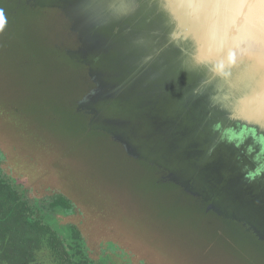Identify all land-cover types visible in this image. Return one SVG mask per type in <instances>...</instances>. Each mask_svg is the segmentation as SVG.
Returning <instances> with one entry per match:
<instances>
[{
    "label": "water",
    "instance_id": "95a60500",
    "mask_svg": "<svg viewBox=\"0 0 264 264\" xmlns=\"http://www.w3.org/2000/svg\"><path fill=\"white\" fill-rule=\"evenodd\" d=\"M0 62L38 99H2L0 149L74 202L88 242L165 264L134 244L147 214L202 264H264V0H0ZM170 245L166 264H195Z\"/></svg>",
    "mask_w": 264,
    "mask_h": 264
},
{
    "label": "flooded vegetation",
    "instance_id": "af4514ba",
    "mask_svg": "<svg viewBox=\"0 0 264 264\" xmlns=\"http://www.w3.org/2000/svg\"><path fill=\"white\" fill-rule=\"evenodd\" d=\"M4 161L7 159L0 149V185L9 186V190L13 191L15 196L9 199L4 193H0V201L4 203L0 208V217L5 214L6 217H11L14 212L11 208L15 204L26 205L28 211H24V215L26 218L29 217L32 228L37 227L46 232L41 237L47 241L36 247L31 243L26 246L32 256L27 255L23 264H145L112 242L95 243L91 241V248L84 245V241L81 239L83 232L77 223L72 221L76 214H80L74 202L61 191L45 186H41L38 193L33 194V189H28L30 183L23 176L13 172L14 169L11 166L5 169L2 167ZM5 220L8 221L6 218ZM30 232L32 233V229ZM67 238L71 239L73 244H80L76 253L78 257L65 251L67 250L65 242ZM5 240L0 239V264H13L10 253L5 251V246L8 245L9 240L10 244L15 245V248L19 244L9 239L7 235L6 244L2 249Z\"/></svg>",
    "mask_w": 264,
    "mask_h": 264
},
{
    "label": "rangeland",
    "instance_id": "374dc122",
    "mask_svg": "<svg viewBox=\"0 0 264 264\" xmlns=\"http://www.w3.org/2000/svg\"><path fill=\"white\" fill-rule=\"evenodd\" d=\"M0 64H1V62H0ZM1 67L2 66L0 65V68ZM39 72L40 71H38V73ZM20 78L21 77H18V80H16V85H17V87L19 89L22 88L21 87V83L19 82ZM6 79L7 78H5L4 83L0 79V97H2V98H0V108L3 107V101H2V99L3 100H6L4 98H7V97H10V100L11 101L15 102L16 104H19L20 107L23 108V109H27L28 108L27 105L29 103H27V102L38 101V99L36 98V96H31V95H27V94H23V93H21V94H13V93H19L21 91L19 89L14 88L13 85H10L9 86L8 85V82L6 81ZM21 90H23V89H21ZM56 94H57V92L54 91L53 88H51V90L49 91V95L51 96V100H55L54 98L56 97ZM38 117L40 118V122L41 123H43V124H47L48 123L45 116L38 114ZM28 126L32 130V128H33L32 127V124H29ZM28 126L27 125H24L21 129L19 128L18 129V132H17V136H19L20 135V132H22L23 138H24L25 135L27 134L28 130H29L28 129ZM4 143L7 146L6 147V150H7L8 154H9L10 160L7 158V156L4 153V157H5V159L7 158V161H4L3 162L2 167L4 169L5 168H10L9 166H11V165L9 163H11L14 166V168L16 169V171L14 170L16 174H18L20 176H23V177L26 176V175H28V174H26L27 171H25V170H31V169H33V167L26 161V159H27L26 156H25V159H23L21 153H19V154L16 155L15 164H14V162L11 161L12 158L15 155H12V152H11V150H10L9 147L12 145V143L15 144V141L12 140V143H8L6 140H4ZM59 145H62V144H59ZM23 151H24V153H26V152H29L30 153V152H34L35 149H34V147L32 145H28V146H25L24 145ZM62 151H63V149H62ZM59 152H60L59 150H56V153H59ZM63 154L66 155V153H64V151H63ZM75 168H76V171H77V170H80L81 168H87V166L85 165V163L83 161H81L80 163L75 164ZM74 172H75V170H74L72 164L69 163L68 169L67 170H62L61 177L62 178H65V175L66 174L67 175H71ZM25 182H26V180H25ZM121 184H123L122 186H127V183H126V181L123 178H122V181L121 182H117L116 185L117 186H120ZM71 185H72V182L71 183H68V186H71ZM113 185L116 187V185L114 184V182H113ZM29 186L30 187H33L34 186L33 188H30V187L28 188L29 190L33 189V194L38 193L37 191L40 188V186H39L38 183H32ZM50 189L60 191V190L55 189V188H50ZM116 197L121 202L120 205H119V207H118V211L122 215L126 216L128 214V205L126 203V200L128 201L131 196L130 195L122 196V194H120V195H116ZM94 200H96V199H94ZM86 202L89 203L88 200H86ZM93 212L96 214V216L98 215L97 218L100 220V223L103 224L104 221H105V217L102 214V212H103L102 207H98V208L94 209ZM80 219H81V215L80 214H76L73 217L72 221L79 224V223H81V222H79ZM140 220L146 222V223H142V225H141L142 228H144L143 231L146 232V229L148 228L149 229V233H151L152 234V237L154 238V239H152L151 237L148 236V237L143 238V239L141 237H139V240L138 241L135 240L134 244L137 245V247L142 251L140 253H141V255L143 257H145L144 256V253H146L148 255L149 254H153V255L154 254H157V255L160 256L161 259L164 258V262L166 264L168 262V254H169V252H168L167 249L168 248L172 249V246L170 245L172 243L175 246V248H176V251L173 252L175 254V258L178 259L180 262L181 261L187 262V261L192 260L193 263L198 264V261L201 260V263L200 264H202V259L199 256V254L197 252L189 251L185 247V245L187 243L190 242V243L193 244V243H196L197 241H194L193 239H191L190 241H187L184 238H181V239H179V238H172L173 239V242L172 241H169L165 237V234H166L165 233V230L162 229V228L161 229H156V227L153 226V223L149 220V215L146 214V218H143V219H140ZM126 227H127V225L124 227V230L125 231L123 233L126 234V232H127L128 234L132 235L131 229L129 227L128 228H126ZM143 231H141V232H143ZM141 232H137V233H141ZM132 237H134L136 239L135 236H132ZM158 242H163L164 243V246H162ZM156 243H158L160 245V247H161V250L160 251H157L156 250ZM204 255H205V258H206V254H204Z\"/></svg>",
    "mask_w": 264,
    "mask_h": 264
},
{
    "label": "trees",
    "instance_id": "16d2710c",
    "mask_svg": "<svg viewBox=\"0 0 264 264\" xmlns=\"http://www.w3.org/2000/svg\"><path fill=\"white\" fill-rule=\"evenodd\" d=\"M0 193H4V195L7 196V198L11 199L13 196H15V193L13 191L9 190V186H6L4 184L0 185ZM4 203L0 201V208L3 207ZM12 211H14L11 214V217H6L5 215L3 217H0V239L3 241L4 239L7 240V235L9 236V239H12L13 241L18 243L19 246L15 248V245L10 244V240L8 241V245L5 246V251L10 253V257L12 258L13 264H23V260L26 258V256H32L30 254V251L26 248V246L31 243V245H34L35 247L39 244H42L44 241H47V239L41 237L46 232L43 230H39L37 227H33L30 224L29 217L26 218L24 215V211H28L26 208V205H14L12 206ZM8 219V221L5 220ZM30 229H32V233L30 232ZM34 229V230H33ZM79 229V228H78ZM80 231V229H79ZM31 234H30V233ZM83 232V231H82ZM83 243L86 246L92 247L90 245V242H88V239L83 233ZM3 244L2 249L4 248ZM86 241V242H85ZM66 249L65 250L68 254H72L73 256H76V253L79 248H77L80 244H73L71 243V239H66ZM88 243V245H87ZM115 245V244H114ZM69 246V247H68ZM119 247V246H118ZM120 248V247H119ZM78 257V256H76Z\"/></svg>",
    "mask_w": 264,
    "mask_h": 264
}]
</instances>
